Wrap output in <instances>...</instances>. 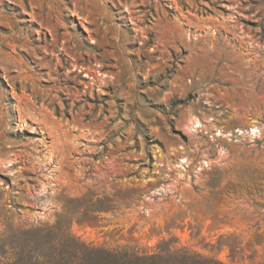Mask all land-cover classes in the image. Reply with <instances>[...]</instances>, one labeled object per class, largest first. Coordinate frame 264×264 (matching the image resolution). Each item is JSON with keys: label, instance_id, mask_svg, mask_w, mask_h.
Listing matches in <instances>:
<instances>
[{"label": "rangeland", "instance_id": "rangeland-1", "mask_svg": "<svg viewBox=\"0 0 264 264\" xmlns=\"http://www.w3.org/2000/svg\"><path fill=\"white\" fill-rule=\"evenodd\" d=\"M60 220L264 264V0H0V241Z\"/></svg>", "mask_w": 264, "mask_h": 264}, {"label": "trees", "instance_id": "trees-1", "mask_svg": "<svg viewBox=\"0 0 264 264\" xmlns=\"http://www.w3.org/2000/svg\"><path fill=\"white\" fill-rule=\"evenodd\" d=\"M147 160L150 166L149 155ZM77 205L68 213L70 220L86 218L82 201ZM9 234L0 241V264H233L185 247L174 248L170 241H161L153 253L128 247L109 249L87 245L71 237L61 220L52 227Z\"/></svg>", "mask_w": 264, "mask_h": 264}]
</instances>
